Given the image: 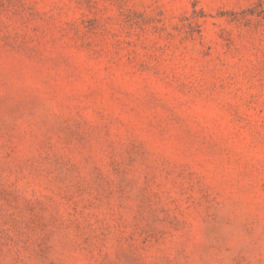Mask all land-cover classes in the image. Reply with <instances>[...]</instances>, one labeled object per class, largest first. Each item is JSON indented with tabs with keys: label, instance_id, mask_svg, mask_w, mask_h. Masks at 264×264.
Here are the masks:
<instances>
[{
	"label": "rangeland",
	"instance_id": "1",
	"mask_svg": "<svg viewBox=\"0 0 264 264\" xmlns=\"http://www.w3.org/2000/svg\"><path fill=\"white\" fill-rule=\"evenodd\" d=\"M0 264H264V0H0Z\"/></svg>",
	"mask_w": 264,
	"mask_h": 264
}]
</instances>
